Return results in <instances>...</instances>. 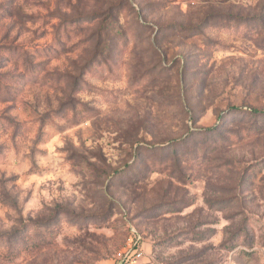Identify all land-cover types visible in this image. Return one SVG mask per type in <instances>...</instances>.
Instances as JSON below:
<instances>
[{"label": "rangeland", "instance_id": "obj_1", "mask_svg": "<svg viewBox=\"0 0 264 264\" xmlns=\"http://www.w3.org/2000/svg\"><path fill=\"white\" fill-rule=\"evenodd\" d=\"M264 264V0H0V264Z\"/></svg>", "mask_w": 264, "mask_h": 264}, {"label": "built area", "instance_id": "obj_2", "mask_svg": "<svg viewBox=\"0 0 264 264\" xmlns=\"http://www.w3.org/2000/svg\"><path fill=\"white\" fill-rule=\"evenodd\" d=\"M136 241H135V245L133 248H131V250L127 253V260L129 261V263L131 264H138L142 258H143V251L141 249V236L136 234Z\"/></svg>", "mask_w": 264, "mask_h": 264}]
</instances>
